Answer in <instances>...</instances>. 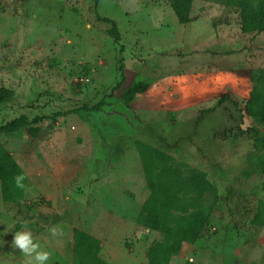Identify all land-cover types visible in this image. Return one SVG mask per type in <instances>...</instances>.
<instances>
[{
	"label": "rangeland",
	"instance_id": "obj_1",
	"mask_svg": "<svg viewBox=\"0 0 264 264\" xmlns=\"http://www.w3.org/2000/svg\"><path fill=\"white\" fill-rule=\"evenodd\" d=\"M250 9L192 0L181 25L168 0H0V86L15 92L0 126L25 115L43 131L0 133L28 178L20 206L0 192V264H27L11 246L18 230L50 253L47 264H73L75 229L98 240L109 264H148L163 238L137 222L149 194L137 140L210 183L207 224L169 264H264V222H254L264 215V120L247 107L254 87L264 101V76L250 85L246 75L264 70V30L242 33ZM132 81L151 85L124 107L118 96ZM118 84L100 111L85 110Z\"/></svg>",
	"mask_w": 264,
	"mask_h": 264
},
{
	"label": "trees",
	"instance_id": "obj_2",
	"mask_svg": "<svg viewBox=\"0 0 264 264\" xmlns=\"http://www.w3.org/2000/svg\"><path fill=\"white\" fill-rule=\"evenodd\" d=\"M247 10L240 13V25L243 34H259L264 30V0H235ZM97 6L99 0H93ZM169 7L179 24L192 21L190 11L192 0H168ZM100 20L109 23V31L114 42L121 41L116 21L109 18ZM250 85L255 79L264 76V70H253L246 74ZM150 82L132 81L119 94V102L128 107L138 96H144L149 89ZM121 87L120 84L93 107H85L86 111H100L105 106L106 98H112ZM15 96L11 88L0 86V107L9 103ZM228 96H222L220 102H225ZM247 107L249 114H257L264 120V101L262 95L254 87L248 95ZM236 103H234L235 105ZM37 120L28 121L22 115L7 124L0 126V133H24L30 139L41 137L42 129ZM141 168L143 171L148 196L143 202L137 222L143 227L162 235V242L155 244L146 252L148 264H169L173 256L177 255L185 246L193 245L201 235L208 222L209 208L202 204V197L209 189V182L203 174L185 177L176 167L167 166L168 157L160 150L141 140L135 141ZM24 174L23 183L27 186L28 178L12 155L0 144V192L6 202L20 206L24 201V189L15 186L13 177ZM193 194L194 196H192ZM264 215H256L255 223H263ZM100 245L90 234L75 229L72 237L71 261L73 264H109L99 255ZM185 264H196L186 262Z\"/></svg>",
	"mask_w": 264,
	"mask_h": 264
},
{
	"label": "clouds",
	"instance_id": "obj_3",
	"mask_svg": "<svg viewBox=\"0 0 264 264\" xmlns=\"http://www.w3.org/2000/svg\"><path fill=\"white\" fill-rule=\"evenodd\" d=\"M24 179V174L15 175L13 177L15 186L24 189ZM49 231L53 236L58 234L56 227L50 228ZM11 246H15L16 249H19L28 256L29 259L27 260V264H47L49 261L50 253L48 251L40 250L39 242H34L30 231H16L13 234Z\"/></svg>",
	"mask_w": 264,
	"mask_h": 264
},
{
	"label": "crops",
	"instance_id": "obj_4",
	"mask_svg": "<svg viewBox=\"0 0 264 264\" xmlns=\"http://www.w3.org/2000/svg\"><path fill=\"white\" fill-rule=\"evenodd\" d=\"M193 3H194V2H193ZM191 14H192V10L190 11V17H191V19H192V15H191ZM190 23H191V22H190ZM171 262H172V261H171Z\"/></svg>",
	"mask_w": 264,
	"mask_h": 264
}]
</instances>
